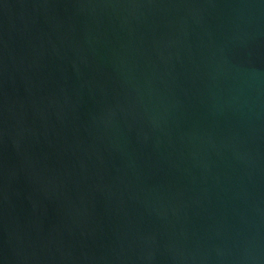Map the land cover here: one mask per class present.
Masks as SVG:
<instances>
[{
  "label": "water",
  "instance_id": "1",
  "mask_svg": "<svg viewBox=\"0 0 264 264\" xmlns=\"http://www.w3.org/2000/svg\"><path fill=\"white\" fill-rule=\"evenodd\" d=\"M0 264H264V0H0Z\"/></svg>",
  "mask_w": 264,
  "mask_h": 264
}]
</instances>
